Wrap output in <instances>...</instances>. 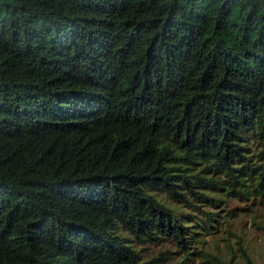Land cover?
I'll use <instances>...</instances> for the list:
<instances>
[{"label": "trees", "instance_id": "trees-1", "mask_svg": "<svg viewBox=\"0 0 264 264\" xmlns=\"http://www.w3.org/2000/svg\"><path fill=\"white\" fill-rule=\"evenodd\" d=\"M162 193L264 203V0H0V264H185Z\"/></svg>", "mask_w": 264, "mask_h": 264}, {"label": "rangeland", "instance_id": "rangeland-1", "mask_svg": "<svg viewBox=\"0 0 264 264\" xmlns=\"http://www.w3.org/2000/svg\"><path fill=\"white\" fill-rule=\"evenodd\" d=\"M251 148H254L253 144ZM219 194L221 196L218 197H222ZM158 195L170 203V207H176L178 212L191 211L196 214L195 217L185 218L190 225L191 238L190 255L188 253L190 259L185 264H212L211 255L231 260L233 264H264V203L259 202L258 198L233 196L227 201L224 199L216 207L204 203L200 206L203 210L217 212L216 219L207 220L206 223L204 214L176 205L163 193ZM168 248L174 251L169 259L170 263L184 259V254L177 251V246L168 242L159 245L145 244L143 257L148 258ZM204 254H210L208 259Z\"/></svg>", "mask_w": 264, "mask_h": 264}]
</instances>
